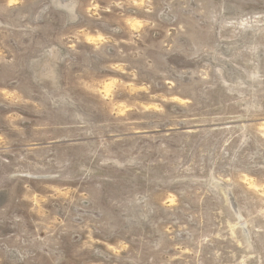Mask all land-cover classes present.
I'll use <instances>...</instances> for the list:
<instances>
[{
    "label": "rangeland",
    "instance_id": "rangeland-1",
    "mask_svg": "<svg viewBox=\"0 0 264 264\" xmlns=\"http://www.w3.org/2000/svg\"><path fill=\"white\" fill-rule=\"evenodd\" d=\"M0 264H264V0H0Z\"/></svg>",
    "mask_w": 264,
    "mask_h": 264
}]
</instances>
